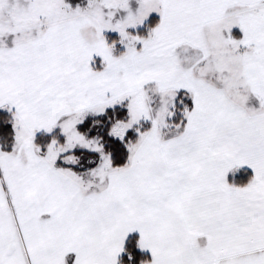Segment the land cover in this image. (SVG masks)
<instances>
[{
  "label": "snow or ice",
  "instance_id": "obj_1",
  "mask_svg": "<svg viewBox=\"0 0 264 264\" xmlns=\"http://www.w3.org/2000/svg\"><path fill=\"white\" fill-rule=\"evenodd\" d=\"M0 264H264V0H0Z\"/></svg>",
  "mask_w": 264,
  "mask_h": 264
}]
</instances>
